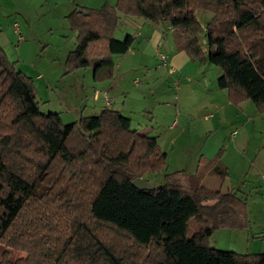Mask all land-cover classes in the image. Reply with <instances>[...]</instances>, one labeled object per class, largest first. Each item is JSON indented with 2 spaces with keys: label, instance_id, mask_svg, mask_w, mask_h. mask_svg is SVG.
Masks as SVG:
<instances>
[{
  "label": "trees",
  "instance_id": "trees-1",
  "mask_svg": "<svg viewBox=\"0 0 264 264\" xmlns=\"http://www.w3.org/2000/svg\"><path fill=\"white\" fill-rule=\"evenodd\" d=\"M207 2L76 7L67 15L77 31L67 67H92L96 80L112 77V55L128 50L113 35L120 12L169 25L178 50L219 69L217 86L227 89L230 103L250 100L264 110V0ZM197 9L212 14L206 27ZM166 158L157 136L130 129V118L116 109L69 123L58 112L43 113L32 79L0 47V264H264V252L202 243L215 225L246 228V205L233 191L207 189L184 170L167 173L152 190L132 185L158 173ZM213 163L211 173L224 178L225 166ZM190 218L202 225L188 238ZM119 236L134 247L126 254ZM17 248L27 255L16 258Z\"/></svg>",
  "mask_w": 264,
  "mask_h": 264
},
{
  "label": "rangeland",
  "instance_id": "rangeland-1",
  "mask_svg": "<svg viewBox=\"0 0 264 264\" xmlns=\"http://www.w3.org/2000/svg\"><path fill=\"white\" fill-rule=\"evenodd\" d=\"M11 1L14 2L12 6L9 4ZM100 1L90 0L88 3L90 7L92 4L101 6ZM202 1L208 3V0ZM9 2L0 4V47L14 68L32 79L40 110L43 113L58 112L64 123L76 121L82 116H89L91 114L90 100L81 105H78V102L89 97L91 89L87 83L90 76H87L85 81L86 94H82L76 91L74 81L80 80L82 76L76 71L83 68L69 65L72 68L69 70L66 64L67 54L76 45L77 31L71 28L67 16L65 17L70 11L71 4L64 3V0L55 6L48 0H20L18 4H15L16 0H9ZM72 2V7H75L76 2ZM111 2L115 3L116 0ZM190 2L195 4L197 0H190ZM104 3L111 5L109 2ZM225 8L228 9L227 6H218L217 9L223 11ZM195 14L203 27L212 20V14L206 10L197 9ZM14 21L18 24L20 34L15 32ZM168 34L172 36L171 32ZM136 55L138 54L129 53L126 57L130 59L129 61H133L131 59H136ZM157 57L146 48L140 49L139 61H133L130 64L133 66L126 69L127 74L122 82L126 93L122 94L117 101L121 104L126 97L121 114L130 118V129H136L148 136H157L161 149L167 154L165 166L156 174L147 172L143 178L154 186H158L162 184L164 175L169 172L184 170L192 174L198 171V159L203 158L205 163L206 161L213 163L216 160L221 162V158L226 154V160L230 164L229 174L222 180L218 175V177L206 175L201 183L222 193L231 187H249L256 183L258 186L257 176L255 179V175L253 177L247 173L245 164H240L241 162L238 161L241 159L240 155H243L240 149L241 142H245V146L248 147L245 149V156L253 154L259 137L264 136L262 131H259L252 122L242 124L244 116L236 114L231 107L228 109L223 107L220 103L218 105L219 108L221 107L220 113L213 120L212 117L209 121L205 118L204 120L205 110L201 104L210 99L212 92L201 86L203 79L193 80L191 74L195 71L190 67L181 73L166 70L171 73H168L169 76L167 72L155 70L153 68L161 63L159 54ZM196 62L200 65L199 60ZM208 65L212 70L203 69V71L207 73V79L210 80V74L214 77V73L218 74L220 71L215 65L209 63ZM37 75L42 77L37 79ZM133 78L139 79L140 84L133 85L131 83ZM195 80L200 81L195 82ZM74 104L78 108L77 111L69 110ZM85 105L88 109L82 111ZM211 111L213 112L212 109ZM211 120L214 123H211ZM260 121L258 119L257 124H260ZM232 130H235L237 134H230ZM259 150L261 152L262 148L259 147ZM259 174H264V170H261ZM201 225L195 218H190L187 222L186 236L191 237ZM244 229L230 224H218L212 228L211 234L206 236L202 243L211 248L238 254L253 253L255 251L251 242L255 238H248ZM256 240L264 241L262 238H256ZM115 241L118 249H125V254L134 248L123 236L116 237ZM23 242L26 244L25 240ZM11 254L17 258L24 257L27 252L17 248L12 249Z\"/></svg>",
  "mask_w": 264,
  "mask_h": 264
},
{
  "label": "crops",
  "instance_id": "crops-1",
  "mask_svg": "<svg viewBox=\"0 0 264 264\" xmlns=\"http://www.w3.org/2000/svg\"><path fill=\"white\" fill-rule=\"evenodd\" d=\"M5 1L9 2V0H5ZM5 1H0V4L1 3L7 4ZM48 1H51V3L54 6L61 3V0H48ZM72 1L76 2L74 3L75 7L74 6L72 7V3H73ZM19 2L20 0H16L15 4H18ZM88 2H90V0H86V1L64 0V3L71 4L70 11L65 15V17L69 15L76 7H87L94 9L100 7V4H96V5L92 4V7H90V4ZM104 2H109L111 3V5L115 4L112 3L111 0H101L100 1L101 5ZM9 4L10 6H12L14 2L11 1L9 2ZM14 24H17V22L14 21ZM168 32H171V27L169 25L155 24L142 18H138L130 15L126 16L118 12L117 25H116V29L113 32V35L115 38L123 40L127 44L128 50L124 54L112 55L114 70L111 78L105 80H96L92 67H86L76 71L78 75L82 76L79 81L78 80L74 81V87L76 88V91H79L82 94H86V92L84 91H86V87L88 85L90 86L91 89L89 92V97H87L86 99L83 98L80 102H78V105L79 104L81 105L83 102L87 103V100L88 101L90 100L89 102V104H91V107H89V111L91 113L90 115L99 114L105 107L116 109L120 113H123L121 110L124 108L125 105L124 101L126 97L124 98V100H122L121 104L117 103V101L122 94L126 93V89L124 88V86H122L123 79H125L127 74L126 69L131 68V66H133L130 65L132 64L133 61H137V62L139 61L138 58L140 57V49L146 48L147 51H151L153 55H156V57L158 54L159 55L163 54L166 57V61L168 63L166 67L157 65L156 62L157 66H155L153 69L161 70V72L171 71V72L181 73L183 70L190 67V68H194L195 71L193 74H191L193 75V80L197 78L203 79L201 82V86L206 87L207 90L212 92L210 99L201 104L203 109L205 110L203 119L205 118L206 120L209 121V119H211L212 117L213 120L215 116L220 113L221 107L219 108L218 106L220 103L221 105H223V107L227 109L231 107L233 108L236 114H240L241 116H244L242 124L246 125L247 123L252 122V124L258 127L259 131H262V134H264V110H259L256 107V105L250 100H245L238 104L230 103L228 99L227 89L219 88L217 86L216 79L220 73L218 74L214 73L215 78L213 77V74H210L209 75L210 80H208L207 73L203 71V69L207 71L212 70L211 67H209L208 63H205V65L203 64V66H200L198 65L196 60L190 59L189 56L183 50H178L173 42L172 36H169ZM129 53L130 54L136 53L138 55H136L135 57L136 59H131L133 61H129L130 59L126 57ZM169 72H167V75ZM87 76L90 77H88L89 84L87 83L86 86L85 81L87 79ZM41 77H42L41 75H37V79H40ZM135 79L133 78L131 81L133 85H135L133 83ZM212 79H214L215 82L214 80L212 81ZM198 81L200 80H195V82ZM138 84H140V80ZM176 86L178 87V84ZM95 92H97V99L93 97ZM103 93H106L107 96L109 97L111 101L109 105L105 104L104 99L102 98ZM128 95H130V93ZM85 106L86 107L84 109H81L82 111H86L88 109V106L87 105ZM77 109L78 108H76V104H74L72 108H70L69 110L77 111ZM211 109L213 110V112L211 111ZM258 119L261 120L260 124H257ZM212 120L210 122L214 123V121ZM233 133L237 134L235 130H232L230 132V134ZM241 143L243 146L241 145L242 148L240 149L242 150L243 155H240L241 159L238 162H241L240 164H245L247 173H250L253 177L255 175V179L257 176V180H258L257 182L259 185L256 186L257 185L256 183V184H252L249 187L247 186L246 187L241 186L238 188L231 187V189L227 188L226 192L233 191L238 198L244 201L246 205V219H247V226L244 229V231L246 232V236L248 238H255V240L251 242V244H253L254 247L253 251H255L253 253L264 252V241L259 242L256 240V238H262V240H264V192H262L261 190V187L264 186V177L260 178V174H259L261 170H264V153H261L264 152V136L261 135V137H259V142L257 144L256 151L253 152V154L250 153L249 156H245L246 154L245 149L248 148L247 146H245L244 144L245 142H241ZM259 147L262 148L261 152L259 150ZM221 162L226 168L225 171L226 175H228L230 170V164L228 163V160H226V154H224V156L221 158ZM198 164H199V159L197 162L198 171L193 174H198L200 176V182L204 179L206 175L211 174L218 177L217 175L211 173V168L214 166V163L206 161V163L202 167H200ZM222 179L223 178H221V180ZM202 185L206 187L204 184ZM206 188L210 189L208 187ZM210 190H217V189H210Z\"/></svg>",
  "mask_w": 264,
  "mask_h": 264
},
{
  "label": "built area",
  "instance_id": "built-area-1",
  "mask_svg": "<svg viewBox=\"0 0 264 264\" xmlns=\"http://www.w3.org/2000/svg\"><path fill=\"white\" fill-rule=\"evenodd\" d=\"M14 27H15V32L20 34V31H19V28H18V25L17 24H14ZM159 60L161 61V63L159 64L160 66L162 67H166L168 65L167 61H166V57L163 55V54H160L159 55ZM135 85H137L139 83V80L138 79H135L134 82H133ZM93 97L95 99H97V92L94 93ZM102 98L104 99V102L106 105H109V97L107 96L106 93H103L102 95ZM234 134V133H233ZM264 177V175H260V178ZM261 190L262 192H264V186L261 187Z\"/></svg>",
  "mask_w": 264,
  "mask_h": 264
},
{
  "label": "water",
  "instance_id": "water-1",
  "mask_svg": "<svg viewBox=\"0 0 264 264\" xmlns=\"http://www.w3.org/2000/svg\"><path fill=\"white\" fill-rule=\"evenodd\" d=\"M132 185L140 190H152L154 185L146 181L143 177H136L131 181Z\"/></svg>",
  "mask_w": 264,
  "mask_h": 264
}]
</instances>
